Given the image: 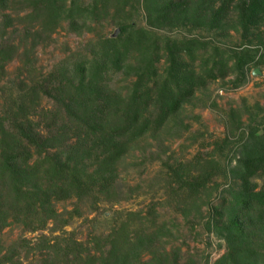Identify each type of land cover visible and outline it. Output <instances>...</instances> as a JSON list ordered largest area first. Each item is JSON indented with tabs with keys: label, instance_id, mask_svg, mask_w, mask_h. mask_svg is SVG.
<instances>
[{
	"label": "trees",
	"instance_id": "obj_1",
	"mask_svg": "<svg viewBox=\"0 0 264 264\" xmlns=\"http://www.w3.org/2000/svg\"><path fill=\"white\" fill-rule=\"evenodd\" d=\"M64 24L77 35L117 29L38 73L35 50ZM14 60L0 88V236L12 226L40 234L0 240V264H193L179 247L164 250L174 233L157 222L158 201L87 242L66 228L84 202L138 195L118 182L128 158L149 139L181 138L179 116L197 93L241 88L264 69V0H0L1 77ZM119 74L126 84L114 87ZM243 109L229 111L227 136L208 154L163 162L167 203L186 221L207 208L206 232L225 247L214 264H264V109Z\"/></svg>",
	"mask_w": 264,
	"mask_h": 264
},
{
	"label": "rangeland",
	"instance_id": "obj_2",
	"mask_svg": "<svg viewBox=\"0 0 264 264\" xmlns=\"http://www.w3.org/2000/svg\"><path fill=\"white\" fill-rule=\"evenodd\" d=\"M137 21L145 25L144 15L142 14ZM64 28L52 36L48 45H40L35 50V67L38 73L50 72L71 55L88 53V44L91 40L101 35L112 36L117 29L112 24H103V26H97L93 32L77 35L69 31L66 24ZM18 67V60H14L5 67L4 77L0 76V88L9 79H14ZM261 72L262 76H253L251 73L248 82L235 90L221 89V83L217 82L202 93H197L194 102L187 105L179 116L184 127H187L185 130L182 128L181 138L167 136L161 142L149 139L150 146H146L144 141L145 150L135 152L128 158L126 162L128 170L121 172L118 182L125 193L128 187L139 186L138 195L134 194L117 205L101 202L94 209L89 202H84L80 205L82 216L75 218L66 230L76 231L77 237L87 242L92 234H106L117 222L116 220H120L119 213L124 215L127 212H141L145 215L150 204L158 201L161 205L156 206L157 222L166 223L174 233L170 239L171 242L165 244L164 250L173 252L172 248L179 247L182 263L192 261L193 264H214L224 254L225 247L223 242L206 232L204 217L208 215L207 208L201 209V217L192 213L188 215L186 221L176 207L167 203L162 190L159 189V184L162 182L160 179L165 171L163 162L191 160L199 153L208 154L214 149L215 143H221L227 136L225 124L231 109L244 110L245 106L253 108L256 104L264 109V69ZM123 80L121 74L116 75L112 79V85L122 87L126 84ZM213 104H216V107H213ZM247 118V115H243V122L246 123ZM218 182L221 181L218 180ZM221 190L222 188H218L217 194ZM213 194L216 195V192ZM74 204L75 200L60 202L56 204V208L58 211H70ZM39 234L26 233L20 227L12 226L2 232L0 240L8 245L19 238L25 237L32 240ZM165 240L167 238L162 239V242Z\"/></svg>",
	"mask_w": 264,
	"mask_h": 264
},
{
	"label": "water",
	"instance_id": "obj_3",
	"mask_svg": "<svg viewBox=\"0 0 264 264\" xmlns=\"http://www.w3.org/2000/svg\"><path fill=\"white\" fill-rule=\"evenodd\" d=\"M252 75L253 76H262V72L259 68H255L253 71H252Z\"/></svg>",
	"mask_w": 264,
	"mask_h": 264
}]
</instances>
